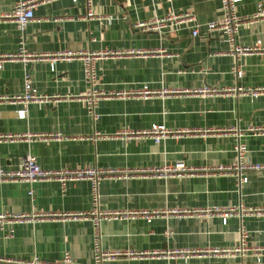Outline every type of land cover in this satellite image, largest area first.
Returning <instances> with one entry per match:
<instances>
[{
	"label": "crops",
	"instance_id": "crops-1",
	"mask_svg": "<svg viewBox=\"0 0 264 264\" xmlns=\"http://www.w3.org/2000/svg\"><path fill=\"white\" fill-rule=\"evenodd\" d=\"M18 0H0V55L14 54L20 42L26 53L40 58L22 63L4 60L0 68V169H14L26 154L46 170L64 168L149 169L182 163L199 170L229 164L234 159L235 136L242 133L246 161L264 163V136L246 133V128H264V95L253 100L227 92L235 86L264 87V61L256 54L239 59L242 77L231 74L234 60L218 32L204 24L218 19L219 0H90L94 14L87 18L86 0H50L33 8V20L20 34L10 14ZM264 0H241L239 16L251 15ZM189 12L199 24L191 37L186 24L167 22L157 31H142L149 23ZM264 45V21L237 30L236 43ZM82 51L123 52L94 61L101 90L140 88L177 92L142 99H102L96 120L74 97L84 90L80 62L49 58ZM27 72L36 93L51 98L46 103L13 102L20 94L22 74ZM202 88L219 92L197 93ZM56 98L55 100H53ZM25 110L24 119L16 117ZM163 126L173 133L154 144L149 138L123 137ZM104 137L95 140L94 134ZM30 134H57L56 139L26 140ZM247 182L236 188L232 177L196 173L183 177L102 180L98 185L99 207L109 212L158 211L160 216L110 220L100 223L103 252H134L104 264H264L248 254L244 259L206 253L230 249L237 242L239 221L228 216L225 223L211 207L264 206V176L247 172ZM32 191V199L27 195ZM90 207L86 180L0 182V213L54 214L86 212ZM176 211L180 214H173ZM251 248H264V218L244 216ZM12 230V237L4 233ZM92 227L88 220L38 218L6 225L0 230V258L25 261L32 256L54 262L67 252L75 261L92 260ZM174 251H188L176 255ZM192 252V253H191Z\"/></svg>",
	"mask_w": 264,
	"mask_h": 264
},
{
	"label": "built area",
	"instance_id": "built-area-1",
	"mask_svg": "<svg viewBox=\"0 0 264 264\" xmlns=\"http://www.w3.org/2000/svg\"><path fill=\"white\" fill-rule=\"evenodd\" d=\"M50 0H18L15 2L13 10L10 14H5L2 16L3 19L12 20L15 24L16 30L21 34L23 32L26 24L33 20V8L37 4H44ZM74 1V0H73ZM170 2V0H166ZM241 0H219L220 15L217 20L207 22L204 24V28L209 32H218L225 44L227 45V54L234 60V65L231 69V74L238 80L242 77V70L238 65L240 58L247 56L249 54H256L262 61H264V45L260 41H255L250 46H240L236 43V33L237 30L242 26H251L258 21H264V5L256 4L255 10L251 15L239 16L236 13V5ZM87 6V18H92L94 16L91 9V1L86 0ZM167 22H174L173 25L186 24L191 26L189 34L191 37H195L198 34L199 24L194 19V16L189 12H184L181 14L168 16L162 19H154L149 23H138L135 24L136 28L142 31H157L161 26ZM123 52H100V51H82L76 53H68L66 55L56 54L49 58V66L52 68L53 63L57 59H77L81 64L82 70V80L84 84V90L77 94L74 98L79 101L84 107L85 112L92 118L96 120L97 114L95 112L97 103L102 99H148L154 96H165L167 94H176L177 92H167L164 89L161 90H151L146 85L140 88L132 89H120V90H101L98 81V76L94 69V61L97 59L107 56V55H122ZM40 58V56L35 54H28L25 52L23 43L19 42V47L14 54H2L0 55V68L1 63L4 60H19L22 63L32 61L34 59ZM201 96H212L218 94L214 89L202 88L197 91ZM234 96H244L253 100L259 96L264 95V87H254V88H243L240 86H235L227 92ZM54 98L53 100H55ZM51 98H46L36 93V90L32 87L30 76L24 71L22 74V89L19 95L12 98L13 102H20L21 104L27 103H46ZM16 117L20 120L25 117V110L19 109L16 112ZM234 136L235 142L233 146L234 159L226 165L215 166L211 168H201L199 170L189 168L182 163H175L173 165L162 166L160 168H149V169H112V168H64L59 170H46L41 169L36 159L26 154L18 162L17 166L11 170L0 169V182H25L33 183L36 181H56L60 190L63 193L65 188V183L77 180H86L89 184V200L90 207L86 212L77 213H54V214H11V213H0V230L6 225L19 224L27 221H31L38 218H54V219H65V220H76L83 219L88 220L92 227V260L89 264H104L106 262L114 261L116 258L123 257H133L136 254L130 251H117V252H103L100 248V234L99 226L101 222L110 220H133L135 218L143 219L146 223H149L152 219L160 216L158 211H137V212H109L106 210H101L99 207V194L98 185L102 180H120V179H130L134 177L142 178H168V177H183L190 176L196 173L212 174V175H227L233 178L236 188L247 182L246 173L247 172H258L264 176V163L263 164H252L246 161L247 149L245 144L241 141L242 133L238 132L236 129H230ZM247 134L252 135H262L264 136V128H246ZM173 135L172 132L164 129L163 126H151L147 130L140 132H123L121 136L123 137H140L149 138L154 144L162 141L167 136ZM57 134H45V135H26L23 139L26 140H48L56 139ZM95 140L100 139L104 136L96 133L94 134ZM22 139L21 136H3L0 137L1 140H19ZM27 195L32 199V191L29 189ZM206 213L217 214L221 223H225L228 216H236L239 224L237 228V242L233 248L230 249H213L206 253L213 255H222L228 257H237L244 259L250 254L258 262L259 258L264 255V248H251L248 246L247 238L248 232L245 229L242 221L244 216H254L264 218V206L260 207H244L239 204L236 207L220 208L211 207L207 208ZM173 214H180L176 211ZM12 237V230H8L4 233V238L8 239ZM176 255L185 256L188 255V251H174L172 252ZM192 253V252H191ZM0 264H83L75 261L69 256L67 252H64L61 258L54 262H47L38 259L36 256H32L28 260H12L0 258Z\"/></svg>",
	"mask_w": 264,
	"mask_h": 264
}]
</instances>
